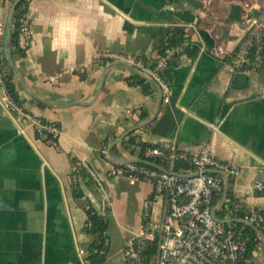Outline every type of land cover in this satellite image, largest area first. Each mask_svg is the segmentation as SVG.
Returning <instances> with one entry per match:
<instances>
[{"label": "crops", "instance_id": "0c3cea01", "mask_svg": "<svg viewBox=\"0 0 264 264\" xmlns=\"http://www.w3.org/2000/svg\"><path fill=\"white\" fill-rule=\"evenodd\" d=\"M10 1L0 0L3 40ZM27 18L29 48L12 60L21 79L14 75L17 110L6 108L0 78V264H75L92 243L72 192V159L102 186L79 179L83 199L108 220L102 264H127L123 250L142 231L152 185L109 174L111 161L137 160L138 150L120 143L127 135L120 138L141 125L130 133L135 141L170 143L187 154L209 144L215 158L239 168L230 182L234 208L264 212V193L254 190L264 182V67L227 68L251 24H264V0H30ZM170 31L187 40L162 73L167 103L159 104L157 86L130 67L94 63L100 52L154 63ZM220 43L225 55L216 53ZM32 118L57 126L56 142L37 137ZM103 146L115 160L100 155ZM165 208L164 199L151 202L150 223ZM263 263L261 240L250 264Z\"/></svg>", "mask_w": 264, "mask_h": 264}, {"label": "built area", "instance_id": "2783aa9c", "mask_svg": "<svg viewBox=\"0 0 264 264\" xmlns=\"http://www.w3.org/2000/svg\"><path fill=\"white\" fill-rule=\"evenodd\" d=\"M22 36L29 40L30 32L23 29ZM215 49L219 55L226 54L221 43ZM183 50L184 44L169 48L157 59L154 66L145 64L138 57L112 52L96 54L94 63H122L133 68L136 74L157 85L162 102L167 103L169 85L162 73ZM227 57L230 73L262 69L264 24L261 21L252 23L245 37ZM5 105L9 110H17L9 97L6 98ZM30 120L37 137H58L60 130L54 124L38 118ZM138 142L142 141L136 140ZM100 155L111 161L106 146L100 149ZM143 157L146 162H159L158 165L166 171L148 165L111 161L114 169L109 174L112 176L116 173H127L134 175L131 178L147 180L152 185L151 202L162 199L166 201L162 219L143 227L136 238L127 242L123 250L127 264H250L247 255L249 227L244 221L254 225L255 222L262 221L261 216L251 212L248 220H240L234 218L232 210L226 207L224 218L219 219L215 214L219 210H215L219 203L213 205L214 197L223 193L224 181L233 180L239 174L238 166L215 158L209 144L202 146L196 154H187L179 151L173 144L160 143L146 147ZM177 162L187 163L192 171L174 172ZM89 173L96 186L101 189L94 173L91 170ZM254 190L264 193V182L255 183ZM151 202L144 205V220ZM156 232L159 234L156 256L152 261H145L142 256V242L153 241ZM83 255V252L78 253L80 259Z\"/></svg>", "mask_w": 264, "mask_h": 264}, {"label": "trees", "instance_id": "16d2710c", "mask_svg": "<svg viewBox=\"0 0 264 264\" xmlns=\"http://www.w3.org/2000/svg\"><path fill=\"white\" fill-rule=\"evenodd\" d=\"M29 1L30 0H21L16 6L12 16L11 31H10L9 46H8V52L12 60L15 57H20V58L25 57L26 52L29 48L30 38L29 40H25L24 37L22 36L23 29L29 31V20L27 18ZM10 2L12 3L13 1L11 0ZM186 40L187 38L184 33L175 34L174 32L170 31L166 40L160 46L161 48L159 52L161 53V56L169 48L177 46L179 44H184ZM177 58L178 57L174 58V60L171 62L170 65H174L175 63H177ZM141 60L145 64H148L143 59ZM156 61L154 63H151L150 65L154 66ZM0 75L3 83V88L5 90L7 97H9L16 106H19L20 105L19 99L14 83L15 76L10 66L7 63V60L3 52V38H0ZM134 77L137 78L136 82L138 84H140L143 81V79L138 77L137 75ZM80 78L83 79V76H80ZM128 84H131V82L129 81ZM144 118L145 117H142V119ZM43 139L44 141L51 140L56 142L57 138H51L50 136H46ZM120 143L124 149L130 150V147H133V150L132 149L130 150V152L132 153H134L135 149L138 150L137 161L141 163H135V164L147 165L146 163L148 162H146L143 157V150L146 147L151 146L150 144H146L143 142L136 143L135 138L132 136V134H128L126 138L123 139ZM150 162L159 164V162L157 161H150ZM71 164L72 167L70 172V179H71L73 196L74 199L78 201L79 205L81 206V208L83 209L86 215V220L83 226V232L85 234L92 235L94 237L92 243L85 251L83 257L80 259V257L77 256L75 264H102L105 261L109 247V237L107 235L108 220L106 216L103 215L102 212L98 211L89 201L83 199L82 192L79 186V179L83 181L85 186L91 184L96 185L95 181L93 180V178L89 173V170H91L90 167L86 164L79 162L76 159H72ZM173 171L176 173H187V172H191L192 168L185 162H177L173 168ZM124 175L128 177L134 176L127 173H125ZM231 181L232 180H228L226 202L224 206H222L219 210L215 212V214L217 218L223 219L225 216V208L227 207L232 210V215L234 218L240 220H248L250 217V213L244 214L241 210H235L234 206L232 205L233 198L230 190ZM221 198H222V194L215 196L213 199V205L214 206L217 205L220 202ZM149 202H151V199L149 200ZM146 213H147V218L143 222V227H147L151 225L149 221L148 211H146ZM256 214L261 216L262 221L255 222L254 226L264 235V212H256ZM247 235L249 237L247 244V255H248V259H251V254L255 250L257 244L261 243V239L250 228H247ZM158 239H159V234L156 232L153 241L142 242V253H143L142 256L145 261H152L155 258L157 253Z\"/></svg>", "mask_w": 264, "mask_h": 264}, {"label": "water", "instance_id": "95a60500", "mask_svg": "<svg viewBox=\"0 0 264 264\" xmlns=\"http://www.w3.org/2000/svg\"><path fill=\"white\" fill-rule=\"evenodd\" d=\"M20 1L21 0H14L12 2V4L10 5V9H9L8 16H7V20H6V31H5L4 40H3V51H4V56H5L6 60H7L8 65L10 66V68L13 71L14 75L18 78V81L21 84V79H20V75L18 73V70L16 69V67H15V65H14V63H13V61H12L10 55H9V52H8L9 36H10V31H11L12 16H13V13H14V10H15L16 6L18 5V3ZM117 64L124 65L122 63H117ZM131 69L134 71L133 68H131ZM152 83L155 84L154 82H152ZM158 90H159V88H158ZM160 102H161V96H160L159 104H160ZM148 122L149 121H146L145 124H147ZM141 126L131 128L120 139H122V138H124V136H126V135L134 132L135 130H137ZM110 158L113 159V160H115V158H113L112 156H110ZM133 163H141V162H139V161L136 160V161H133ZM146 164L148 166H150L152 168H155V169H158L160 171H163V172L166 171L163 167L159 166L158 164L151 163V162H148ZM226 196H227V180L224 181V190H223V193H222V198H221L219 204L215 207V210L216 209H220L224 205ZM244 223H246L248 225V227L250 229H252L259 236V238L262 240V242L264 243V235L253 224H251L249 222H246V221H244Z\"/></svg>", "mask_w": 264, "mask_h": 264}]
</instances>
